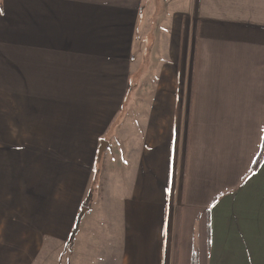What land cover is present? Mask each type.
Wrapping results in <instances>:
<instances>
[{"label":"crops","instance_id":"crops-1","mask_svg":"<svg viewBox=\"0 0 264 264\" xmlns=\"http://www.w3.org/2000/svg\"><path fill=\"white\" fill-rule=\"evenodd\" d=\"M42 109L128 147L115 241L71 264H264V0H0V143Z\"/></svg>","mask_w":264,"mask_h":264},{"label":"rangeland","instance_id":"rangeland-1","mask_svg":"<svg viewBox=\"0 0 264 264\" xmlns=\"http://www.w3.org/2000/svg\"><path fill=\"white\" fill-rule=\"evenodd\" d=\"M60 111L23 113L37 122L52 116L51 131L39 124L33 130L15 128L9 133L15 135L0 143V264H71L95 236L97 247L115 241L109 208L116 206L115 197L127 194L115 189L119 180L128 185L127 165L119 168L123 159L127 163L128 147L113 146L119 122L104 132L105 122L92 116L82 121L79 110ZM31 121L26 117L24 123ZM100 136L107 147L98 158ZM257 182H264V174ZM80 212L78 236L70 243Z\"/></svg>","mask_w":264,"mask_h":264},{"label":"trees","instance_id":"trees-1","mask_svg":"<svg viewBox=\"0 0 264 264\" xmlns=\"http://www.w3.org/2000/svg\"><path fill=\"white\" fill-rule=\"evenodd\" d=\"M263 161H264V146H263V149L261 151L260 156L256 160V163H255L254 167L252 168V173L251 174H253L254 172H256L259 169V167L262 165ZM81 217H82V213L80 212V214L76 218L72 235L70 236V240H69L70 243L74 242V239H75L76 235L79 232L80 223H81Z\"/></svg>","mask_w":264,"mask_h":264},{"label":"water","instance_id":"water-1","mask_svg":"<svg viewBox=\"0 0 264 264\" xmlns=\"http://www.w3.org/2000/svg\"><path fill=\"white\" fill-rule=\"evenodd\" d=\"M106 147H107V143H102L101 144V148H100V151H99L98 158H101V156H102V154H103V152H104V150H105Z\"/></svg>","mask_w":264,"mask_h":264}]
</instances>
